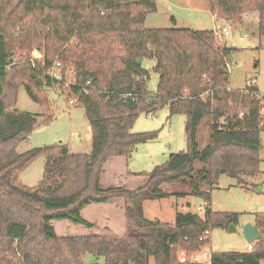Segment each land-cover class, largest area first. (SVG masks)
<instances>
[{
	"label": "trees",
	"instance_id": "obj_1",
	"mask_svg": "<svg viewBox=\"0 0 264 264\" xmlns=\"http://www.w3.org/2000/svg\"><path fill=\"white\" fill-rule=\"evenodd\" d=\"M205 2L211 15L224 21L257 13V34L264 37V0ZM156 9L155 0H0V264H84L86 254L93 264L99 259L103 264H202L191 257L209 243L204 230L238 224L237 214L209 209V193L200 185L211 186L225 174L247 187L243 178L259 173L264 131L259 91L229 88L226 59L233 49L224 47L216 30L176 27L173 18L172 27L148 28L146 16ZM34 50L39 57L32 59ZM140 58L153 61L154 93L147 91L148 72ZM50 67L60 80L46 74ZM21 86L36 103H45V89L54 86L68 101L75 98L89 124L90 152L53 145L18 153L17 145L52 119L48 111L14 109ZM126 93L133 99L121 97ZM163 107L169 115H185L187 149L142 174L145 182L134 189L101 187L109 159L128 158L138 144L156 137V132H131L137 116ZM202 119L207 139L201 147ZM37 158L45 161L42 179L29 188L17 175ZM196 162L202 165L198 169ZM177 182L203 197V216L176 213L172 224L147 219L143 202L167 196L162 186ZM116 200L124 205L122 234L55 233V221L92 228L83 208ZM254 222L264 235V213ZM262 263L264 238L244 252L211 253V264Z\"/></svg>",
	"mask_w": 264,
	"mask_h": 264
},
{
	"label": "rangeland",
	"instance_id": "obj_2",
	"mask_svg": "<svg viewBox=\"0 0 264 264\" xmlns=\"http://www.w3.org/2000/svg\"><path fill=\"white\" fill-rule=\"evenodd\" d=\"M155 3L156 12L149 13L145 19L146 26L150 28L172 27L171 18L175 19L176 27L216 30L218 35L221 27H224L228 34L224 38L218 36L219 41L224 47L233 49L226 59V64L229 67L228 86L233 90H240L246 86L249 80L255 79V86L259 91L264 110V37L260 38L257 34V13L243 15L240 22L219 21L211 16L205 0H155ZM34 54L35 57H39L35 50ZM139 63L148 72L147 91L154 93L158 84V74L152 70L153 61L140 58ZM45 100V103L33 102L22 86L17 89L14 104V109L17 112L42 115L48 111L51 113L52 119L36 128L26 140L20 142L16 151L23 153L32 148L65 145L72 153L88 154L91 132L84 108L79 105L71 106L57 86L45 89ZM185 121L184 114L169 115L167 107L155 111L150 117H147L144 112L140 113L132 125L131 132H156V137L138 144L131 155L123 161V164L117 162L115 165V162H112L103 165L102 184L107 181L110 182L109 185L114 184L113 186H122L123 183L130 185L129 180H125V172L129 175L136 173L137 175H133V177L140 179L143 177L142 174L164 164L170 154L185 151L187 149ZM260 138L261 147L257 152L259 173L243 178L247 187L240 184L238 179L225 174L219 175L216 183L211 186L206 183L200 185L203 191L207 190L209 193V209L212 212L235 213L238 216L235 232H229L227 228L222 227H214L210 230L209 243L203 249L205 252L246 251L248 243L242 235L240 225L247 221H254L256 214L264 213V131ZM206 139L207 120L202 119L198 130L199 146H204ZM44 162L43 158H37L18 173L17 178L20 183L29 188L37 186L42 179ZM201 166L196 162L194 167L198 169ZM122 187L134 189V187L125 185ZM162 189L167 196L143 202L142 209L147 219L172 224L176 213L190 212L198 214L200 217L203 216L204 199L191 194L187 183L164 184ZM91 207L92 209L81 213L83 218L87 220L89 218L90 221L95 220V215L99 210L100 212L105 211V214L109 212V215L100 221L96 219L95 228L89 230V235L118 234L124 230V205L122 207L121 204H115L114 208L108 210ZM198 207H201L202 210H198ZM52 226L60 237L86 236L70 234L73 233L70 226H64L62 221H55ZM93 262V256L86 254L84 264H93ZM96 264H103V260L99 259ZM150 264L153 262L150 261Z\"/></svg>",
	"mask_w": 264,
	"mask_h": 264
},
{
	"label": "crops",
	"instance_id": "obj_3",
	"mask_svg": "<svg viewBox=\"0 0 264 264\" xmlns=\"http://www.w3.org/2000/svg\"><path fill=\"white\" fill-rule=\"evenodd\" d=\"M148 16V15H147ZM146 16V17H147ZM212 16V15H211ZM213 17V16H212ZM214 18V17H213ZM214 19H218V18H214ZM219 21H221L222 19H218ZM174 21H175V19H174ZM145 22H146V20H145ZM256 22H257V19H256ZM175 25H176V21H175ZM145 26H146V23H145ZM146 27H148V26H146ZM148 28H150V27H148ZM222 28V27H221ZM222 38H224V37H222ZM152 67H153V65H152ZM259 97H260V95H259ZM124 160H126V158L125 157H116V158H112V159H109L105 164L106 165H108V164H110V163H112V162H115L114 164L116 165V163L117 162H120L121 164H123V161ZM104 164V165H105ZM105 167V166H104ZM102 174H103V172L101 173V176H100V180H99V183H100V185L101 186H103V188L104 187H109V186H113L114 184H111V185H109L110 184V182H105L104 184H102V179H101V177H102ZM125 174V180H129L128 182L130 183V185H127V184H125V183H123V181H120L121 183H123L125 186H127V187H136V186H140V185H142L144 182H145V180H146V177H141L140 179H135V177H133V175H129L127 172H125L124 173ZM119 182V183H120ZM122 185V184H121ZM124 185H122V186H124ZM115 202V203H114ZM114 202H112V203H108V204H96V205H90V206H88V207H86V208H83V211H81V213L83 212H87L89 209H92V207L91 206H94L95 207V209H97V208H101V209H106V210H108L109 208H114L113 207V205H118V204H121V206L123 207V202L121 201V200H116V201H114ZM142 208H143V204H142ZM99 212H100V210H99ZM99 212L95 215V217H96V219H97V221H100L102 218H104V217H108V215H109V212L108 213H106L105 214V211H102V212H100V214H99ZM99 214V215H98ZM82 215V214H81ZM85 219V218H84ZM95 219V218H94ZM96 219L95 220H89V218H88V220L87 221H89L90 223H92L93 224V227L92 228H85L84 229V226H81V225H74V224H71V223H69V222H67V221H62L63 223H64V226H66V227H69L70 228V230L73 232V233H70V234H72V235H89V230H92V229H94L95 227H94V225L97 223L96 222ZM66 224V225H65ZM241 226V225H240ZM123 231L124 230H122L121 232H119L118 234H121V233H123ZM56 233V232H55ZM57 234V233H56ZM248 245V244H247ZM246 250H247V246H246Z\"/></svg>",
	"mask_w": 264,
	"mask_h": 264
},
{
	"label": "built area",
	"instance_id": "obj_4",
	"mask_svg": "<svg viewBox=\"0 0 264 264\" xmlns=\"http://www.w3.org/2000/svg\"><path fill=\"white\" fill-rule=\"evenodd\" d=\"M228 34L227 30L222 27L220 29V32H219V36H222V37H225L226 35ZM33 58H38V57H35L34 55H32V59ZM32 59H30L32 61ZM56 66L59 65V63H56L55 64ZM229 67L227 66V69ZM46 74L49 75L51 78H54L56 80H60L61 79V75L60 73L55 69V67H50L47 71H46ZM255 79H251L249 80L247 83H246V89L245 91H248V87H251V86H255ZM67 86V84L65 85ZM81 91L87 93V91L83 88L81 89ZM121 97L123 98H129V99H133V94L132 93H126V94H123ZM75 98L71 99L68 101V103L71 105V106H74L76 103H75ZM147 117H150L151 116V113H148V114H145ZM206 205V204H204ZM201 207H198V210H200ZM202 210V209H201ZM210 234V231L208 229L204 230V235H203V238L205 239L206 237H208ZM252 248V244H248L247 245V250H250ZM192 261L194 262H197V263H202V264H211V253L210 252H205V251H200L198 253H196L195 255H193L192 257ZM181 260H184V258L182 257Z\"/></svg>",
	"mask_w": 264,
	"mask_h": 264
},
{
	"label": "water",
	"instance_id": "obj_5",
	"mask_svg": "<svg viewBox=\"0 0 264 264\" xmlns=\"http://www.w3.org/2000/svg\"><path fill=\"white\" fill-rule=\"evenodd\" d=\"M35 56V54H34ZM229 232H235V225L230 224L227 227ZM242 235L248 244H252L264 238V235L258 230L254 221H247L241 225Z\"/></svg>",
	"mask_w": 264,
	"mask_h": 264
}]
</instances>
